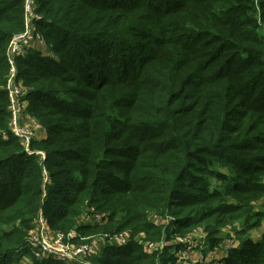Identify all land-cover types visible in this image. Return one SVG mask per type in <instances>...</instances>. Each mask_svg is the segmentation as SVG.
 <instances>
[{
    "label": "trees",
    "instance_id": "obj_1",
    "mask_svg": "<svg viewBox=\"0 0 264 264\" xmlns=\"http://www.w3.org/2000/svg\"><path fill=\"white\" fill-rule=\"evenodd\" d=\"M34 11L49 52L18 62L25 113L46 135L27 151L8 128L6 56L24 0H0V264L30 255L40 212L74 243L128 235L92 264H177L176 237L200 228L213 250L226 227L238 244L221 264H264V234L248 236L264 221V0H34Z\"/></svg>",
    "mask_w": 264,
    "mask_h": 264
},
{
    "label": "built area",
    "instance_id": "obj_2",
    "mask_svg": "<svg viewBox=\"0 0 264 264\" xmlns=\"http://www.w3.org/2000/svg\"><path fill=\"white\" fill-rule=\"evenodd\" d=\"M24 15H25V30L23 33L12 38L6 56L9 63V72L7 79V90L9 95V131L19 140L25 150H29L30 143L36 139L33 129L27 125L22 124L21 116L24 110V96L25 88L22 85L21 72L19 70V62L28 53L26 52V44L28 41L37 40L46 45L45 41L38 33L37 22L41 20V16L34 11V0H24ZM26 107V102H25ZM39 126V125H38ZM3 138H6L4 136ZM39 155L44 158L43 153ZM102 217L94 216L96 222H101ZM154 220L159 221V217ZM91 217L84 214L80 222H89ZM194 236L200 240L204 239L202 229L193 231L186 237H176L173 241L175 247L172 248V255L177 260V264H191L188 254L192 249L200 247V252L208 246L202 242H195L189 238ZM75 231H70L67 234L61 232H52L47 225L42 213L38 214L34 229L29 233L26 248L30 256L35 260H53L62 264H92L88 259L93 253L92 246L80 238L79 243H74L76 239ZM128 235L126 233H119L109 237L108 241H112L118 245H124L128 242ZM199 240V241H200ZM225 248L231 249L235 246L234 239H228L225 242ZM143 248L146 252L155 251L164 247L162 243L142 242ZM209 249V248H208ZM200 262L206 263V259L201 255ZM207 262L206 264H208ZM221 264V262H215Z\"/></svg>",
    "mask_w": 264,
    "mask_h": 264
},
{
    "label": "crops",
    "instance_id": "obj_3",
    "mask_svg": "<svg viewBox=\"0 0 264 264\" xmlns=\"http://www.w3.org/2000/svg\"><path fill=\"white\" fill-rule=\"evenodd\" d=\"M32 120L34 121V119H32ZM37 134H38V136L36 135L37 140L45 137V135H46L45 132L42 130L38 131ZM228 231H230V228H228V227L223 230V232L221 234L222 242L215 249L209 250L208 248H205L204 250H202V252H200V250H198L196 248L192 249V251L190 252L191 264H202V262L199 261V258L201 255L206 259V263L209 262L208 264H215V262L220 263L221 260L224 259L228 253V249L225 248V245H226L225 242L228 239H234V236H233V234H231V231L229 233H227ZM258 231L256 230V232H254V234L257 235V237L255 239L260 240L262 235L264 234V221H263L261 227L258 229ZM225 233L230 234V235L227 236V234H225ZM250 238L255 240L253 237H250ZM197 239H198V241L200 240L199 238H197ZM257 240H255V241H257ZM234 241H235L234 247H236L238 242L235 239H234ZM195 242H197V241H195ZM203 251H205V253H203ZM31 260L32 259H31L30 255H27V256L24 255L21 257L18 264H32ZM206 263H204V264H206Z\"/></svg>",
    "mask_w": 264,
    "mask_h": 264
},
{
    "label": "rangeland",
    "instance_id": "obj_4",
    "mask_svg": "<svg viewBox=\"0 0 264 264\" xmlns=\"http://www.w3.org/2000/svg\"><path fill=\"white\" fill-rule=\"evenodd\" d=\"M48 45H44L43 43H40L39 41H37L36 39L35 40H31V41H28L27 44H26V52L31 54L30 52H40L44 55H46L48 52H49V49H48ZM27 56V55H26ZM25 56V57H26ZM24 57V58H25ZM21 62V61H20ZM19 62V70L22 74V70H23V66L20 64ZM35 121V120H34ZM32 120V118L30 119L26 113H25V102H24V110H23V114L21 116V122L22 124H27L29 125L33 131H34V134L35 136L37 135L38 136V131L41 130V128L38 126V124L36 123V121L34 122ZM227 228V227H226ZM258 231V230H257ZM230 231H228L227 233H229ZM254 232L256 231H253V232H250V234L248 235L249 237H253L254 239L257 237L256 234H254ZM259 232V231H258ZM225 233V234H227ZM224 234V235H225ZM231 234H233L231 232ZM230 234H227V236H229ZM235 235V234H234ZM226 236V235H225ZM236 237V236H235ZM105 237H91V238H87V239H84V241L88 244H90L92 246V250H93V253L94 254H97L96 252H99L103 246L105 245H108L110 243H113L112 241H108V240H105L104 239ZM189 238L193 241H197V243L199 242L198 239L196 237H192L191 235L189 236ZM80 239V238H79ZM83 239V238H82ZM89 239V240H88ZM257 240V239H255ZM80 241V240H79ZM200 243V242H199ZM164 244V243H162ZM196 249L200 250V247H197ZM221 249V248H220ZM152 252V251H151ZM203 253H205V251H203ZM25 256H27L28 254H24ZM31 257V256H30ZM188 257H189V260H190V252L188 254ZM201 258V257H200ZM200 258H199V261H200ZM31 259L33 260V258L31 257ZM31 260V261H32ZM191 261V260H190ZM11 264H17V263H11Z\"/></svg>",
    "mask_w": 264,
    "mask_h": 264
}]
</instances>
